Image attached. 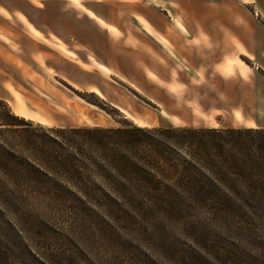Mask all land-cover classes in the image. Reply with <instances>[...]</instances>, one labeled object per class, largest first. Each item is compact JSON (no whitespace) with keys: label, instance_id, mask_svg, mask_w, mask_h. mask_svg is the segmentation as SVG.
Segmentation results:
<instances>
[{"label":"rangeland","instance_id":"obj_1","mask_svg":"<svg viewBox=\"0 0 264 264\" xmlns=\"http://www.w3.org/2000/svg\"><path fill=\"white\" fill-rule=\"evenodd\" d=\"M148 1L149 14L164 26L157 14L165 6ZM3 5L18 13L0 19V99L34 125L264 128V71L244 54L232 52L219 65L205 58L180 63L172 47L165 62L152 63L163 75L146 77L140 35L148 23L135 20L136 6L125 0H0ZM168 11L174 16L173 5ZM208 26L216 46L220 24ZM200 40L199 52L211 54ZM156 49L147 48V57ZM190 206L0 210V264H264V209Z\"/></svg>","mask_w":264,"mask_h":264},{"label":"trees","instance_id":"obj_2","mask_svg":"<svg viewBox=\"0 0 264 264\" xmlns=\"http://www.w3.org/2000/svg\"><path fill=\"white\" fill-rule=\"evenodd\" d=\"M186 205L263 210L264 128L45 127L0 99V210Z\"/></svg>","mask_w":264,"mask_h":264},{"label":"crops","instance_id":"obj_3","mask_svg":"<svg viewBox=\"0 0 264 264\" xmlns=\"http://www.w3.org/2000/svg\"><path fill=\"white\" fill-rule=\"evenodd\" d=\"M16 1L22 2V0ZM68 1L70 3L71 0ZM125 1L127 4L136 6L133 12L135 20L148 23V28L143 29L142 34L140 33L143 54L146 56L143 60L145 63L149 62L145 67L147 69L146 77L151 75L149 73H153L154 77L163 75L164 72L157 74L153 70L152 63L156 60L165 62L172 47L179 51L176 54L179 58H175L176 62L182 63L185 60L200 62L205 58L207 61H212L213 64H226L230 60L231 53L235 52L236 54L237 51V55H246L255 69L260 68L264 71V0H161V4L166 9L165 12L159 10L157 17L165 22L164 26L149 14L146 7L153 5L150 1ZM140 1L143 2V9L140 6L137 7ZM171 5L174 6V16L168 11V7ZM0 10L8 13L7 15L0 13V19L3 20H7V16L10 15V17H15L18 13L17 11L10 12L6 5H3ZM83 14L90 18L88 13ZM215 22L220 24L216 33L221 38L216 46L214 42L210 41L213 32L208 26L209 23ZM98 30L104 37L112 38L109 29L101 27ZM201 38H205L207 41V48L211 47V54L209 51L199 52L200 47L203 48ZM156 47L155 55L149 54L147 57L148 52L145 53L147 48ZM182 48L184 49L182 50ZM204 53L205 55H203ZM152 56H154L153 59Z\"/></svg>","mask_w":264,"mask_h":264}]
</instances>
